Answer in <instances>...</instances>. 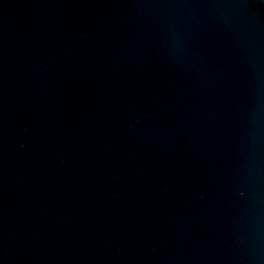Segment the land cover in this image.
Instances as JSON below:
<instances>
[{
    "label": "water",
    "instance_id": "obj_1",
    "mask_svg": "<svg viewBox=\"0 0 264 264\" xmlns=\"http://www.w3.org/2000/svg\"><path fill=\"white\" fill-rule=\"evenodd\" d=\"M0 264H264V0H0Z\"/></svg>",
    "mask_w": 264,
    "mask_h": 264
}]
</instances>
